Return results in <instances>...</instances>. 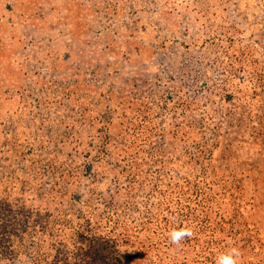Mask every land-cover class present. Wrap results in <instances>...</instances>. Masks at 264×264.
<instances>
[{
    "label": "rangeland",
    "instance_id": "374dc122",
    "mask_svg": "<svg viewBox=\"0 0 264 264\" xmlns=\"http://www.w3.org/2000/svg\"><path fill=\"white\" fill-rule=\"evenodd\" d=\"M230 246L264 264V0H0V264Z\"/></svg>",
    "mask_w": 264,
    "mask_h": 264
},
{
    "label": "clouds",
    "instance_id": "9594fccd",
    "mask_svg": "<svg viewBox=\"0 0 264 264\" xmlns=\"http://www.w3.org/2000/svg\"><path fill=\"white\" fill-rule=\"evenodd\" d=\"M194 230L192 227L184 225L172 228L167 233L169 244L175 247H181L182 242L192 238ZM241 250L239 247L230 246L226 251L220 253L215 258V264H241Z\"/></svg>",
    "mask_w": 264,
    "mask_h": 264
},
{
    "label": "trees",
    "instance_id": "16d2710c",
    "mask_svg": "<svg viewBox=\"0 0 264 264\" xmlns=\"http://www.w3.org/2000/svg\"><path fill=\"white\" fill-rule=\"evenodd\" d=\"M188 104H190V102L188 103ZM192 187H189L188 189H187V191H183V192H185V193H188V194H192V191L190 190ZM200 190H204L205 192L207 191V190H205V189H200ZM183 192H182V194H183ZM193 195V194H192ZM180 197V196H179ZM168 214H170V215H168V217L166 218V220H167V222H168V224L170 223V218L171 217H173V216H176L177 214L175 213V211L172 209ZM175 226H177V221L174 219L173 221H171V223H170V225H169V228H172V227H175ZM154 235V236H153ZM152 236L153 237H151L150 236V238H149V240H148V242L145 244V246H147V247H154V244H156V242L158 241V240H156L157 238H159V239H162L161 238V233H154V234H152ZM164 236H166L167 237V235H164ZM161 243H157V246H158V248L159 247H161ZM215 253V252H214ZM202 254H206V251L205 250H203L202 251V253L201 254H199V255H197V256H202ZM216 254V253H215ZM129 255V254H128ZM125 256H127V255H125Z\"/></svg>",
    "mask_w": 264,
    "mask_h": 264
}]
</instances>
